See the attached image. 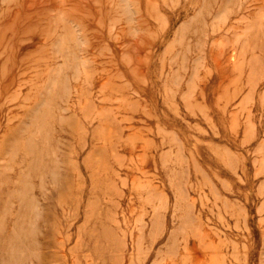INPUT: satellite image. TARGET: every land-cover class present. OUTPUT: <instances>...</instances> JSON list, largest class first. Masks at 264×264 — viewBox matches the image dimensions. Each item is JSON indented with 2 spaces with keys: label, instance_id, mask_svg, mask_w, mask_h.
Instances as JSON below:
<instances>
[{
  "label": "rangeland",
  "instance_id": "obj_1",
  "mask_svg": "<svg viewBox=\"0 0 264 264\" xmlns=\"http://www.w3.org/2000/svg\"><path fill=\"white\" fill-rule=\"evenodd\" d=\"M0 264H264V0H0Z\"/></svg>",
  "mask_w": 264,
  "mask_h": 264
}]
</instances>
